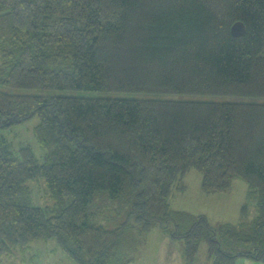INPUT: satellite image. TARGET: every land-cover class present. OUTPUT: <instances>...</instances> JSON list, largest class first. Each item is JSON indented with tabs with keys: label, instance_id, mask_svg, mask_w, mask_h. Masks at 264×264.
I'll list each match as a JSON object with an SVG mask.
<instances>
[{
	"label": "trees",
	"instance_id": "1",
	"mask_svg": "<svg viewBox=\"0 0 264 264\" xmlns=\"http://www.w3.org/2000/svg\"><path fill=\"white\" fill-rule=\"evenodd\" d=\"M30 89L102 95L16 93ZM34 116L42 163L3 136ZM191 170L206 194L245 182L252 218L172 209ZM39 179L49 206L33 205ZM102 191L129 208L113 229L89 221ZM152 224L174 227L185 264L202 244L210 264L264 262V0H0V264L37 240L131 264Z\"/></svg>",
	"mask_w": 264,
	"mask_h": 264
},
{
	"label": "rangeland",
	"instance_id": "2",
	"mask_svg": "<svg viewBox=\"0 0 264 264\" xmlns=\"http://www.w3.org/2000/svg\"><path fill=\"white\" fill-rule=\"evenodd\" d=\"M16 93L32 94V95H70V96H101L102 93L96 92H83L75 90H45V89H30V90H17ZM38 124L37 116L27 120L26 122L12 126L10 130H7L3 136L10 148L17 149L21 146H29L34 154L38 163H42L44 151L38 144L33 128ZM138 172L134 173L137 176ZM200 175L191 170L186 175L187 189L183 192H177L171 199L172 209L180 211L190 212L195 215H204L206 219L213 225L218 226L225 223H236L242 213V208H247L248 219H251L255 213L254 204L248 200L247 186L245 182L240 179H234L232 182L231 192L219 193V194H206L200 190ZM45 183L42 179L36 182V190L34 189V202L35 206H49L51 205V199L45 191ZM89 213V221L92 225L103 226L106 229H113L116 224L124 221L129 213L128 206L120 199L111 198L106 191L96 193L91 199L87 207ZM130 222L134 218L130 217ZM245 215V220H248ZM170 224V223H169ZM151 230L147 233L143 232L141 236H137L136 245L134 249V260L131 264H153L152 260L147 256L159 252L160 240L152 242L151 251L148 253V242L146 238H156V235L162 236L168 228L173 230L172 225H167L164 229L160 228L156 224H152ZM157 230L161 232H157ZM166 234V233H165ZM182 244V242H180ZM178 243V246L182 248V245ZM177 245V244H175ZM175 247V246H174ZM174 249L168 254H171V258L166 260V263L171 264ZM252 247H242V251L251 250ZM231 254L235 253L234 250L230 251ZM202 251L199 252L197 258L193 264H202ZM175 254V253H174ZM243 260V261H239ZM244 260L258 263L256 260H252L249 257H238L235 259V264H244ZM255 261V262H254ZM2 264H73L61 251L59 246L54 240H37L29 243L26 249H19L15 251L12 256H4L1 259ZM264 264V262H259ZM162 264V263H161Z\"/></svg>",
	"mask_w": 264,
	"mask_h": 264
},
{
	"label": "crops",
	"instance_id": "3",
	"mask_svg": "<svg viewBox=\"0 0 264 264\" xmlns=\"http://www.w3.org/2000/svg\"><path fill=\"white\" fill-rule=\"evenodd\" d=\"M157 232H161L159 230H157ZM151 234H155L152 232H149ZM163 237L162 236H158L156 235V238H146L148 244V253H150V251L152 250L151 249V246H152V242L155 243V240H160V248H159V252L158 253H155L156 255L153 256L152 254H149L147 255L150 260H152L153 264H163L164 262L166 263V260L168 258H171V254L169 255L168 253L170 251H172V248H175L174 249V253H173V257L175 260H172L171 259V264H185L183 258H182V250L183 248L179 247L178 246V243L181 244L179 241H176V240H173L170 235H168L167 233H163ZM177 244V245H175ZM182 245V244H181ZM175 246V247H174ZM203 249V253H202V264H210V261L208 259V256H207V253H206V250H207V246L205 244H202L200 245L199 247V250H198V253L196 255V258L199 254L200 251H202ZM195 261V260H194ZM193 261V263H194ZM239 261H243V260H239ZM257 261V260H256ZM255 262V261H254ZM258 263H253L252 261H248V260H244V264H260L259 262H263V261H257ZM192 263V264H193ZM169 264V263H168ZM241 264V263H239Z\"/></svg>",
	"mask_w": 264,
	"mask_h": 264
},
{
	"label": "water",
	"instance_id": "4",
	"mask_svg": "<svg viewBox=\"0 0 264 264\" xmlns=\"http://www.w3.org/2000/svg\"><path fill=\"white\" fill-rule=\"evenodd\" d=\"M230 31H231V34L233 36L238 37V36H241L244 33L245 27H244L243 23L237 21L231 26Z\"/></svg>",
	"mask_w": 264,
	"mask_h": 264
}]
</instances>
